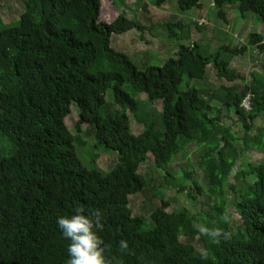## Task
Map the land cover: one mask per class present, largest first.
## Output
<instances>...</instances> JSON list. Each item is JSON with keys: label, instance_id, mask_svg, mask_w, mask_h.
Listing matches in <instances>:
<instances>
[{"label": "trees", "instance_id": "16d2710c", "mask_svg": "<svg viewBox=\"0 0 264 264\" xmlns=\"http://www.w3.org/2000/svg\"><path fill=\"white\" fill-rule=\"evenodd\" d=\"M168 1L156 0L155 6ZM176 1L181 13L202 9L200 0ZM25 3L18 25L6 27L0 19V134L12 143L9 153L0 154V264H67L70 240L57 219L77 207L86 215L99 209L92 219L103 223L98 235L111 246L106 255L113 264H264V161L244 159L249 150L264 156V133L252 134L264 113L263 73L253 71L247 79L230 66L251 48L264 58V36L250 33L241 46L224 44L214 55L202 53L198 43L179 44L162 66L140 70L111 43L113 35L142 33L144 27L122 14L103 22L104 0ZM213 4L224 22L230 6L241 19L254 14L264 23V0ZM164 29L171 39L190 35L182 22ZM209 70L233 85L194 86L207 79ZM238 81L246 84L239 87ZM109 88L114 103L106 107ZM140 94L146 98L140 100ZM249 94L247 110L241 103ZM158 100L163 110L153 115L147 109ZM73 103L78 107L74 131L66 125ZM129 113L143 125L138 135ZM231 114L242 126V138L227 125ZM83 126L91 130L96 150L116 155L108 172L86 167L78 157L75 144L87 145ZM185 152L198 156L205 186L193 166L180 181L176 178L172 163ZM145 163L165 172L179 193L186 192L194 211L203 196L216 199V205L202 213L169 212V202L162 200L152 213L153 229L145 230V218L134 217L129 199L146 187L161 190L140 174ZM230 193L238 196L234 214L227 209ZM226 214L240 223L235 233L224 223ZM200 224L223 228L231 237H220L217 244L199 235ZM120 240L128 241V252H120ZM195 240L207 259L191 244Z\"/></svg>", "mask_w": 264, "mask_h": 264}, {"label": "rangeland", "instance_id": "374dc122", "mask_svg": "<svg viewBox=\"0 0 264 264\" xmlns=\"http://www.w3.org/2000/svg\"><path fill=\"white\" fill-rule=\"evenodd\" d=\"M200 1L202 9H194L181 13L176 0H169L162 8L155 6L156 0H104L101 20L106 23H111L122 14L142 24L145 29L142 33L132 31L125 35H113L111 43L114 50L129 56L140 70H143L147 66H162L167 59L174 56L179 44L189 45L198 43L202 53L214 55L224 44L241 46L250 33H259L264 36V23L257 15L249 14L241 19L242 17L236 12V7L228 6L225 10L227 22H224L218 18L217 12L214 9L213 0ZM25 7V0H0V19L3 25L6 27L18 25L21 15L25 11ZM171 22L184 23L189 28V37L181 33L180 40L171 39L168 32L164 29V25ZM188 31L185 33H188ZM231 64L239 73L243 74L244 78L250 79L251 73L257 71L263 73L259 77L260 79H264V58L254 48H251L246 55L235 57ZM187 81L188 78L185 77L183 86L186 85ZM220 84H226V82L218 79L212 70H209L208 77L205 81L201 83L198 81L193 82L194 86H204L207 88L211 85L217 88ZM244 84H246L244 81L237 82L239 87H243ZM124 87L125 89H129L128 85ZM138 98L140 100L145 99L146 94H140ZM113 103L112 89L109 88L106 91V107ZM150 106L152 108H148L147 110L153 115L155 110L156 112L163 110L162 100H158L157 103ZM128 115L130 117L133 134H140L143 131V125L139 124L131 113ZM77 122L78 107L73 103L71 105V113L66 119V125L70 130L74 131ZM82 129H86L83 134L87 145L82 147L75 144L78 157L86 167L97 166L103 172H108L117 162L116 155H113V152L105 153L103 147V149L96 150L93 134L88 135V132L91 130L85 126ZM240 148L241 145L238 146V150ZM11 149L12 143L10 140L0 134V154H7ZM198 159V156L191 152H185L176 157L172 163L174 169L176 168V178L180 181L184 173L189 170V167L193 166L196 179L201 185L205 186L204 173L198 166ZM244 159L251 163L259 164L264 161V156L258 151L249 150L244 154ZM94 160H96V164ZM239 167L240 160L237 161L232 175H235ZM139 172L147 180L151 179L156 186L160 185L159 187L161 189L155 190L153 186L146 187L144 192L131 195L129 198L130 208L134 217L145 218V230L153 229L152 213L163 205L162 200L169 202V212H181L186 208L194 214L197 212L202 213V211L216 205V199L208 200L206 196H203L196 212V210L194 211L192 209L186 192L179 193L174 188L173 183L165 180V172L155 169L150 163L143 164ZM159 192H162V195H159ZM237 198V193H230L229 200L227 201L228 213H235L232 207ZM232 220L228 225L230 230L235 233L240 223L235 215ZM198 227L200 229L204 226L200 224ZM181 242L183 244L189 243L186 239H181ZM191 244L196 248L198 253L204 252L203 244L199 240H195Z\"/></svg>", "mask_w": 264, "mask_h": 264}, {"label": "clouds", "instance_id": "9594fccd", "mask_svg": "<svg viewBox=\"0 0 264 264\" xmlns=\"http://www.w3.org/2000/svg\"><path fill=\"white\" fill-rule=\"evenodd\" d=\"M98 212L99 209H96L86 215L83 207H77L74 209V214L60 216L57 219L63 236L70 240L67 249L70 259L67 264H113V259L106 255L111 246L105 244L104 239L98 235V232L103 230V223L99 220L93 222L92 219ZM224 223H231V218L227 214L224 217ZM199 235L210 237L217 244L221 241L220 237H223L225 241L231 237L229 231L218 227L200 228ZM118 246L121 253L129 251L127 240H120ZM201 258L207 259V252H203Z\"/></svg>", "mask_w": 264, "mask_h": 264}, {"label": "crops", "instance_id": "0c3cea01", "mask_svg": "<svg viewBox=\"0 0 264 264\" xmlns=\"http://www.w3.org/2000/svg\"><path fill=\"white\" fill-rule=\"evenodd\" d=\"M237 38V37H235ZM232 63V62H231ZM231 68L234 69V67L232 66V64H230ZM205 81V80H204ZM202 81H200L201 83ZM226 82V81H225ZM220 85H223V84H220ZM224 85H233V84H229L226 82V84ZM201 88H207V87H204V86H200ZM214 86L211 85L210 87L208 88H213ZM231 119L227 122V125L229 126H232L233 127V131L236 132L238 131L237 133V136L242 138L243 136V133H242V126L236 122V119H235V115L234 114H231ZM264 133V113L260 116V118L256 121V124L252 130V134L253 135H260V134H263ZM255 151V150H254ZM242 162V160H240V163Z\"/></svg>", "mask_w": 264, "mask_h": 264}, {"label": "built area", "instance_id": "2783aa9c", "mask_svg": "<svg viewBox=\"0 0 264 264\" xmlns=\"http://www.w3.org/2000/svg\"><path fill=\"white\" fill-rule=\"evenodd\" d=\"M241 106L244 108V109H251V99H250V94L247 95L246 97H244V99L242 100V103H241Z\"/></svg>", "mask_w": 264, "mask_h": 264}]
</instances>
